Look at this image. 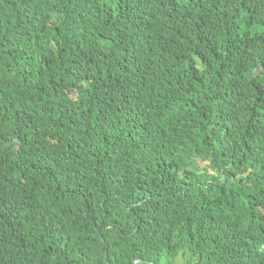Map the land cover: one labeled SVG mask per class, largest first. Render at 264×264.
<instances>
[{
	"label": "trees",
	"instance_id": "1",
	"mask_svg": "<svg viewBox=\"0 0 264 264\" xmlns=\"http://www.w3.org/2000/svg\"><path fill=\"white\" fill-rule=\"evenodd\" d=\"M0 264H264V0H0Z\"/></svg>",
	"mask_w": 264,
	"mask_h": 264
},
{
	"label": "clouds",
	"instance_id": "2",
	"mask_svg": "<svg viewBox=\"0 0 264 264\" xmlns=\"http://www.w3.org/2000/svg\"><path fill=\"white\" fill-rule=\"evenodd\" d=\"M143 0H137V6L140 7V5L142 4ZM147 15V14H146ZM147 25V24H146Z\"/></svg>",
	"mask_w": 264,
	"mask_h": 264
}]
</instances>
